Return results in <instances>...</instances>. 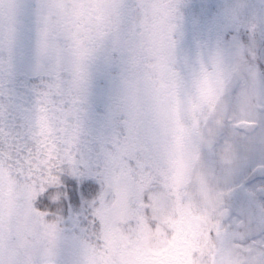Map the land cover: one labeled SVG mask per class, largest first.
Instances as JSON below:
<instances>
[{
	"label": "snow or ice",
	"instance_id": "obj_1",
	"mask_svg": "<svg viewBox=\"0 0 264 264\" xmlns=\"http://www.w3.org/2000/svg\"><path fill=\"white\" fill-rule=\"evenodd\" d=\"M245 7L250 19L195 0H0V175L7 169L32 185L34 222L54 219L57 235L54 253L22 261L0 201V264H96L79 258L99 223L95 202L82 199L99 169L95 148L137 137L159 94L158 71L177 112L195 116L218 225L243 227L259 249L254 264H264V0ZM246 98H254L251 136L231 114ZM64 141L83 163L61 168L60 184L37 182L52 145ZM54 188L61 194L50 199Z\"/></svg>",
	"mask_w": 264,
	"mask_h": 264
},
{
	"label": "rangeland",
	"instance_id": "obj_2",
	"mask_svg": "<svg viewBox=\"0 0 264 264\" xmlns=\"http://www.w3.org/2000/svg\"><path fill=\"white\" fill-rule=\"evenodd\" d=\"M195 2L233 5L250 19L245 6L260 0ZM155 79L159 94L148 102L141 135L131 144L139 163L135 168L115 158L116 165L105 166L108 178H98L104 187L95 208L98 227L82 241L79 258L96 264H254L259 249L243 239L245 229L225 232L218 225L217 198L202 165V137L192 110L180 106L177 112L163 74L158 71ZM253 104L254 98H246L231 110L235 122L244 121L238 130L242 136L256 129ZM181 132L192 136L181 139ZM17 188L12 194L0 175V201L5 220L12 223L7 242L22 261L43 260L57 247L55 221L41 220L37 226L32 185Z\"/></svg>",
	"mask_w": 264,
	"mask_h": 264
},
{
	"label": "trees",
	"instance_id": "obj_3",
	"mask_svg": "<svg viewBox=\"0 0 264 264\" xmlns=\"http://www.w3.org/2000/svg\"><path fill=\"white\" fill-rule=\"evenodd\" d=\"M54 125V129H55ZM141 125L140 122L138 123V135H141ZM59 133L55 132L53 133L54 139H57L59 141ZM136 139V138H135ZM133 140H127L122 139L120 144L116 147H113L112 145H96L95 151L100 153V157L96 163L99 164V169L96 174L92 175V179L94 183L88 185L84 189V199L89 205L92 204V202H96L98 200V197L102 195L104 191L103 187V181L99 180L98 178H101L102 175H104L103 180H106L108 178V174H106L108 171L105 169V166L107 164H114L113 160L116 158L117 161H126L128 165H133L135 168L137 164L139 163V159L132 155L131 152V144L135 141ZM51 159L47 162L46 168H45V174L44 176H40L37 172L36 174V181H44L47 185L55 186L57 184H60L61 181L59 180V170L62 168L63 171L67 173H71L73 169H75L79 164L83 163L79 152L77 151L75 144L72 141H64V142H58L57 144L52 145V150L49 153ZM113 161V162H112ZM148 161V159L146 160ZM110 162V163H109ZM111 166V165H110ZM33 167H36L33 165ZM138 171V170H137ZM4 174H2V180L5 184L8 186V190H11L12 194L14 192H17L16 189H18V186H21L22 183L18 182L15 175H9V172L7 169H4ZM141 173V172H140ZM70 190H71V186ZM61 194L59 188H54L53 192L50 193L49 198L57 197ZM97 206H95L96 208ZM95 208L93 209V212L95 213ZM97 209V208H96ZM48 222H54V219L50 218L47 220Z\"/></svg>",
	"mask_w": 264,
	"mask_h": 264
}]
</instances>
